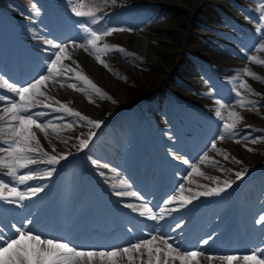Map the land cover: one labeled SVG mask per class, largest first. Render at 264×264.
<instances>
[{
	"label": "snow or ice",
	"instance_id": "snow-or-ice-1",
	"mask_svg": "<svg viewBox=\"0 0 264 264\" xmlns=\"http://www.w3.org/2000/svg\"><path fill=\"white\" fill-rule=\"evenodd\" d=\"M107 6L109 4L115 5L117 0H103ZM71 5V12L78 18H85V20H78V26L87 33L86 44H76L72 41L74 47H82L84 51L95 54V59L108 68L107 63L101 58V54H106L110 51L123 52L122 47L110 48L108 43L102 46L99 42L111 36L116 31H123V28L117 29L112 27L104 28L102 32L88 27L87 24H99L103 20V16L97 15L96 11L91 9L84 10V0H68ZM259 4L260 14L257 17V35L259 40L257 44L252 46L251 51L264 53V0H257ZM40 8L34 2L32 4V13L29 18L34 19L39 17ZM107 15V13H105ZM33 38L43 45L45 51L50 55L46 61L44 73L38 75L32 81L26 82L23 85H18L15 82H10L9 79L0 75V89H7L8 92H0V176H8L10 180L5 182L0 180V201L15 205L17 208L26 207L25 201L31 200L37 194L45 190L44 185H31L33 180L51 179L57 171V166L61 165L62 161L68 159L72 155L71 151L58 152L56 145L52 143L49 135V130L55 134L57 139H61L60 130L53 121H63L64 129L75 131V127H87V132H80L74 138L68 137L62 139L61 142L68 145L70 140H75L72 147H75L77 152H84L88 150L96 132L92 129H99L102 126V121L94 120L81 112L73 109L69 105L71 101L65 103L52 95L55 91V85L59 84L61 88L67 84V87L76 91H84L83 87H78L77 83H68L71 79L67 77L66 73L75 72V79L83 82L84 85L90 86L92 92L97 97H105L106 94L87 76L77 71L79 65L76 61L68 55L69 44L60 42L57 43L53 39L47 38L45 35L39 33L34 34ZM258 45V46H257ZM250 50H245V59L249 62H254L257 65H264V60L258 59L256 55L249 54ZM65 61H72L76 67H70ZM110 70V69H109ZM245 75L261 81V77L248 68L243 69ZM238 75V73H237ZM237 89H244L246 93L253 94V90L246 81H239L235 92V104L241 109L247 108L251 110L252 107H264V104H255L251 100H246L241 91ZM208 96L214 95V90L210 91ZM258 95V94H257ZM43 99H39V98ZM110 99V97H109ZM51 101V102H49ZM94 102V101H90ZM114 102V101H113ZM216 103L220 105L215 110V117L220 121L217 134L209 142L204 154L198 157L201 164L206 160H213V167L218 168L221 172L233 171L234 179H224L221 181L218 176H209L201 170L195 163H190V160L182 157L179 152L172 153L173 158L181 160L184 165H188L190 171H187L184 179L187 180L193 173L203 177L212 182V185L196 184L197 188L203 189L200 191H193V188H185L184 183H180L175 190L178 195H171L163 201L165 207L154 211L153 207L145 202L142 196L137 191H115L114 195L117 197H134L141 200L140 204L127 203L124 207L131 209L132 212L138 213L140 217L147 220L160 221L165 219V214H170L173 211H178V208H168L167 205L178 203L179 207H186L193 203V201L200 197L221 196L229 189L233 188L237 181H241L247 175V169L231 170L219 165L214 157L208 155V149L217 156L223 157L225 161H231L235 164H242L235 156H230L226 150L218 147V141L222 142L225 139H234L239 143L240 140H250L252 144H256L258 139L264 141V137H254L251 132L240 136L237 127L241 119L239 113L236 111H228L227 117L222 115L221 109L226 105L221 100ZM36 109H47L36 110ZM62 113L51 119L45 121L42 117L50 115V113ZM67 117H74L72 121L66 120ZM246 127H251L247 126ZM35 129L43 133L44 139L51 144V152L46 150L41 144L40 138ZM238 137V138H237ZM171 138V137H170ZM248 151H253L251 147L245 143ZM88 160L95 169H111L108 163H103L98 159L88 156ZM44 165L42 171H38V166ZM100 177H106L105 171L97 173ZM104 183H108L105 179ZM191 183V181H189ZM18 185H24L22 190ZM113 189L124 188L130 189L132 186L126 180H120L119 183L111 185ZM34 219L29 216L19 224L12 223L5 225L0 223V264H93L94 259L99 258L101 261L108 260L109 264H117L118 259L127 258L128 264H135L139 259L140 264H169V259L172 261H180V264H212L213 261L218 260L222 264H233L234 261L239 262L241 259L244 264H264V247L260 245L254 248L247 249L250 254L243 256L235 254H220L214 255L206 253L203 246L209 244L213 239L212 235L201 240L195 249L184 248L179 244L173 245L169 242L170 237L160 236V243L166 245V249L155 246L153 244L157 241V235L148 234V237L138 238V242L129 243L125 246H112L110 248H97L93 246H84L63 237L52 235L51 233L39 232L32 227ZM255 224L260 225L264 230V210L262 214L254 221ZM181 224H176L175 228H181ZM132 231V229H129ZM264 244V240L261 241ZM146 250V251H144ZM163 254V259H161Z\"/></svg>",
	"mask_w": 264,
	"mask_h": 264
},
{
	"label": "rangeland",
	"instance_id": "rangeland-1",
	"mask_svg": "<svg viewBox=\"0 0 264 264\" xmlns=\"http://www.w3.org/2000/svg\"><path fill=\"white\" fill-rule=\"evenodd\" d=\"M33 1H36L38 3L37 5L40 8V15L39 17H36L34 19L29 18L27 23H24L19 28V31H15L16 36L21 40H34V38H28V36L38 33L39 30L48 34L50 39H53L57 43L65 42L71 38L82 39L88 36V34L84 33L77 24L78 20L83 21L85 20V18L75 17V15L71 12V5H69L68 0ZM150 1L154 2L155 0ZM195 1L196 2H194V4L191 6V9L193 10L191 14H189L190 7L185 6V13L189 14L188 22H179L174 24L170 22V24H166V21L176 18L181 11L179 9L176 10V8L172 6L159 5H139L137 7L132 6L129 9H126L125 7L121 10L115 8L117 10L114 11V9L109 10L111 4L106 6L103 0H84V10L91 9L93 11H96L97 9H100V11L97 12V15L104 17L99 24L93 25L89 23L87 24L88 27H92L98 32H102L104 28L107 27L124 29L123 31L114 32L109 37L103 38L99 42L100 46H102L104 43H108L110 48L122 47L124 51H110L106 54H101V57L109 66L108 68H106L104 67V65H102L104 67V69L102 70L103 72H101L100 75V80L102 79V83L99 80L102 85L96 78L93 77L92 80V75L89 76V78L94 81V83L102 90L103 93L106 94V96L97 97L92 92L90 86L87 85L83 87L85 90L82 91V93L85 92L89 96H94L98 99L106 101V103H111L114 101V104H118V102H121L122 98L130 99L131 101L136 103L137 97L135 96V94L138 92H142V94L147 95L145 96V98H151L156 92L164 95L162 98L155 97L150 102L144 103V105H142V110L136 107L132 112L128 113L129 116H135L140 120L139 125L143 124V138L146 134L145 127L148 119H150L154 115H157V117H164L165 115H167L154 109V106L156 105L155 103L158 102L162 105H166V107L168 108L174 107L187 114L191 113L192 116L206 115L208 117H214L215 110L220 107V105L216 103V101L219 99L226 105L225 108L221 109L222 115L224 114L223 116L227 117V111H236L239 113L241 119L239 120L237 125L238 129L240 127L242 128V126L245 127L246 125L258 127L259 120L263 119L262 116H264V107H252L251 110L247 108L241 109L238 105L235 104L236 97L235 92L233 91L234 88H237L239 81H246L253 90V94L246 93L244 89L237 90L241 91L246 100H251L255 104H264V93L261 94L259 92V90L264 92V74L261 73V71H264V65H257L254 62H249L245 59V50H250L249 54L256 55L258 59L264 60V53L251 51L252 46L254 44H257V41L259 40V36L257 35L258 26L256 24V20L258 15L260 14V6L257 3V0ZM125 2L131 3L129 0H125ZM0 3L6 6L5 10L6 12H10L12 18H14L13 14L15 12H22L21 7L17 4V0H0ZM133 10H137L142 13V21H137V23L136 21L131 20V17L129 18V15L134 16L135 13L133 12ZM30 13L32 12H28L27 14L30 15ZM105 13H107V15H105ZM143 23H145V25L152 28L153 30H158L159 28L157 29V27L159 26L157 25L163 24L161 25L163 29L161 34L167 36L170 35L168 37H171V35L176 36L177 32L181 30L182 32L184 31L183 33H186L185 36L188 40V44H186L184 48L181 46V40L179 39L176 42H169L171 43V47L174 52H182L177 56L178 58L176 57L177 59L174 58L172 59L171 63L169 62V65L173 70L171 74L168 73L169 75H172L176 70L173 75L179 79L181 85L173 83V86L167 85L168 88L164 87L162 81L163 77L166 76L165 72L168 69L164 62L162 63L163 60L167 61L165 53L156 56V59L161 60L160 63L162 65L160 63L152 64L153 62L150 58L141 56V54L131 49L127 44L128 37H123V35H129L130 33H132V31L135 32V27H138ZM171 25L174 27H172ZM193 25H196L194 30L191 29V26ZM206 25L211 26V28L208 26L206 28ZM190 30L193 31V33L189 32ZM210 36H216L218 38V41L210 39ZM223 44L229 45L236 49L238 60L237 62H234V59L227 58L223 62L226 63L225 69H227V71H225L223 73V77L220 78L215 76L216 72H214L213 70H216L217 68H215L210 61V53L214 51V47L225 48L222 46ZM4 45H6V39L2 38L0 41V46L3 47ZM205 45L206 55L201 56L199 52L204 47L199 46ZM197 47H199V49ZM23 49L24 48L22 47L19 51H22ZM44 49H37V51L35 50L36 53L34 55V58L36 60L42 61L43 59H47L49 57L50 51L46 52ZM202 53L203 52H201V54ZM123 54L128 55L133 59L134 68L132 71L124 68L123 64H121L119 58ZM162 55L164 56L162 57ZM219 55L221 58V53H219ZM200 61L202 62V64H205V66L201 65ZM36 66V70H43L42 66L39 67L38 64H36ZM201 67H203V69L199 70V68ZM245 68H248L250 71L255 72L257 75H259L262 78L261 81H256L255 79L245 75L243 72V69ZM218 69L221 70L222 73V68ZM35 74L36 72L34 73V75ZM194 88H196L199 93H196L193 90ZM131 90L133 91L132 93ZM213 90L214 95H212L211 97L208 96L207 94ZM174 97H180L184 100H190V102L195 104L196 106L189 109L179 99ZM75 109L78 110L79 108L75 107ZM220 123L221 122L217 123L216 126H214L213 124L208 125L211 129V136H214L217 133ZM112 125L113 123L108 124V127L106 129H109V127H111ZM255 132V137H264V134H260V132H257V130H255ZM239 133L240 136H244L246 134L243 131H239ZM205 134L209 136V133ZM206 135H201L196 139L195 143L197 146H192V148H194V151H192L191 153L198 151L204 146H208L209 142L212 139L206 137ZM106 137H109L110 139H99V143L101 147H103L102 149L105 148L107 150L115 152L114 147L117 146L116 149L120 151L118 153L122 157V159H124L126 155L137 153V151L135 150V144H131L129 146L127 143H122V141L114 143L113 141L115 139L113 137L108 135ZM143 138H141V142L144 141ZM149 138L151 141V138H153L152 135L148 137V140ZM155 139L157 143L160 142L159 138L155 137ZM258 141L262 142L259 139ZM239 143L244 144V141L240 140ZM250 147L252 148L253 145ZM205 149L203 150V152L205 151ZM123 150L126 151V153H123ZM239 150L240 153L236 154L235 152H233V156L242 161L243 169H247V172L252 173V164L250 163V161L246 160L245 154H247L249 157H252L254 152L249 151L248 153H246L243 146L240 147ZM101 152L103 153L102 150ZM142 157H145V154H143ZM194 157H197L196 159H198L199 155L197 156V154H195ZM191 159H193V157ZM196 159L190 160V163L196 161ZM257 167L258 166H255V168ZM178 169L180 173L176 172V175H178L181 180L184 178L186 172L190 171L188 166L187 168L179 167ZM263 174L264 171L260 174L262 182L257 181L259 184H264L262 176ZM75 178L76 177L74 172L66 176V179L71 182H74ZM181 180L175 179L174 181H180L181 183ZM230 201L232 205L238 204V201H241L242 203L239 202V204L243 205L244 207L246 206V204H249L248 199L245 198L244 195L241 197V199H239L238 196L234 194L233 197L231 196ZM252 203L253 206L257 208V210L253 207L247 206V208L251 212H255L257 214V217L251 218V216L247 215L246 213L245 218L255 224L254 221L260 214H262V210L264 209H261L262 207L260 206L258 207V204L256 202ZM221 214H225V212H222ZM235 217L236 216L234 214H231L229 215L227 221L230 222ZM2 221L3 219L0 218V223ZM10 222L13 223V221ZM253 232L257 233V229H253Z\"/></svg>",
	"mask_w": 264,
	"mask_h": 264
},
{
	"label": "bare ground",
	"instance_id": "bare-ground-1",
	"mask_svg": "<svg viewBox=\"0 0 264 264\" xmlns=\"http://www.w3.org/2000/svg\"><path fill=\"white\" fill-rule=\"evenodd\" d=\"M121 1L117 0L116 4L115 5H110L109 9H114V8L121 9V8H125V6L126 7H131V6H133V7L136 6L137 7V5H139V4H141L140 6H145V5L146 6L147 5L148 6L149 5L172 6V7L176 8V10L179 9L181 11L179 13V15L176 18H174V19H170V20L166 21L165 22L166 24L167 23L170 24V22H172V24L179 23V22H188V16L193 11L191 9V6L194 4V2H196L195 0H155L154 2H151L150 0H129L131 3H127V2H125V0H121ZM185 6H189L190 7L189 14L185 13V11H186ZM140 15H141V13L137 14L134 17V19L135 20H143L142 16H140ZM161 25H163V24L157 25V26H159V27H157V29L159 28L158 30H153L152 28H150L147 25H145L138 32H135V33L133 32V33H130L129 35H123V37H128L127 44L129 45V47L131 49H133L134 51L139 52L143 56H146V57L150 58L152 60V62H153L152 64H159L161 60L156 59V56H158L159 54L165 53L167 61L163 60L162 63L164 62L166 67H168V69H170L171 66L169 64L172 62V59L176 58L180 53H182L181 51H176V52L173 51V49L171 47V43H172L171 41H175L176 42L178 39L181 40V46L184 48L185 45L188 44V40H187V38L185 36L186 33H183L184 31L182 32V30L178 31L176 36H172L171 35V37H168L170 35L167 36V35L161 34V32L163 30ZM172 27H174V26H172ZM195 27H196V25H193V26H191V29L194 30ZM185 30H186V28H185ZM189 32L193 33V31H191V30ZM41 35H45V33L42 32ZM33 36H34V34L31 37H33ZM45 36L50 39L49 35H45ZM72 41H75L76 44H86L87 38H84L82 40L70 39V40H68V41H66L64 43H68L69 44L68 55H70L72 57V59L74 61H76L78 63V65H79V68L77 69V71H80L81 73H83L84 75H87L88 77L92 75L91 76L92 80H93V77H94L99 82L100 77H101L100 76L101 72H103L102 70L104 69V67L102 66L103 64H101L100 62H98L95 59V54L84 51L82 47H74V46H72V44H71ZM169 42H171V43H169ZM30 45L32 47H37V48H45L46 47L45 45H43L39 41L34 42V43H30ZM227 48L228 49H226L225 52L234 53V50L232 48H230V47H227ZM215 50H216V48H215ZM219 50L217 48V51H219ZM204 51H205V48H202L200 50V52H204ZM215 54L216 53H214V52L211 54L212 56H211V60L210 61L212 62V64L215 63L216 67L222 68L221 76H223L224 75L223 73L225 71H227V69H225L226 66H225L224 63H222L224 61H223L222 58H220V55H215ZM163 56L164 55H162V57ZM119 59H120L121 63L123 64L124 68L129 69L131 71L133 70L134 64H133V59L131 57H129L128 55H124L123 54ZM235 61H236V59H235ZM65 63L67 65H69L70 67H74V68L76 67V65L73 64L72 61H65ZM170 71L172 72V69ZM261 73L264 74V71L263 72L261 71ZM0 75H2V74H0ZM66 75H67V77L71 78L68 81V83H73V82L77 83L78 87H82L84 85L83 82L77 81L75 79V72H68V73H66ZM3 76L5 78L9 79L10 82H14L12 79L8 78V76H6V75H3ZM219 76H220V74H219ZM165 80H166V83H179V80L177 78H175V76L173 74L169 75L167 73V71H166ZM101 81H102V79L100 80V82ZM54 87H55V91L52 92V95L56 96V98L58 100H60L62 102H65V103L71 101L72 103L69 106L72 107L73 109H75V107H77L79 109L78 110L75 109V110L81 112L83 115H86V116H88V117H90V118H92L94 120L103 122L102 126L99 129H92L93 131L96 132V136L93 138V140H92V142L90 144V147L92 145L98 144V139L101 136V134L103 133V131H102L103 128H105L109 124V122L106 121L107 120V116L106 115L113 111V110H111V107L108 106V105L106 106L104 103L101 102V100L97 99L94 96H88L87 94H81V91H76V90H74L72 88L67 87V84H65V86L63 88H61L59 86V84H56ZM0 92H8V90L7 89H5V90L0 89ZM259 92L261 94L264 93L261 90H259ZM8 94L12 95L10 92H8ZM90 101H94V102H90ZM49 102H51V101H49ZM73 103H74V105H73ZM36 110H44L46 112L49 111L47 109H36ZM168 112L171 114V111H168ZM57 115H62V113L52 112V113H50V115L42 117L41 119L47 121V120H49L52 117L57 116ZM262 118H263L262 120L261 119L259 120L258 127H254L252 125H249L251 127H246L245 126V127H242L241 129L242 130L251 131V134L254 137L256 135L255 134L256 133L255 130H257V132H260V134H264V116H262ZM74 119H75L74 117H67L66 116V120H68V121H72ZM211 121L218 122L217 118L213 117V118H208V119L207 118H200V120H198V123H201L203 125V127H204L206 125V123H209ZM53 122L57 125V129L60 130V137H61V139H57L55 134L52 133L51 130H49V135H50V137L52 139V143L56 145L57 151L58 152L71 151L72 155L69 156V158H71V160L75 161L76 159H80L79 152L76 151L75 147H72V144L75 142V140L74 139L70 140L68 145H65L64 143H62L61 140L62 139H67L68 137H73L74 138L80 132H87L89 129L87 127H76L74 125L75 131H73V130H70V129H64V122L63 121H53ZM154 128L156 129V127H153V126L150 125V129L149 130H154ZM202 128L197 129V128H195V126H193V123H191L190 125H188V127H187V129L185 131L191 132L190 136L191 137L192 136L195 137V136L203 133L204 129H202ZM149 130L147 131V133H151ZM35 131L37 132V135L40 138V141H41V144L43 145V147L51 152V144H49L44 139L43 133H40L38 129H35ZM109 132H112V131L109 130ZM102 135H104V133ZM166 138L167 137H165L163 139L164 142H167ZM135 139H137V138H134V140ZM243 141H244V144L237 143V142H235L234 139H225L222 142L218 141V147L221 148V149L226 150V152L230 156H233V152H235L236 154L240 153L239 148L242 147V146L244 147V151L246 153L249 152L246 149V147H245V143H247L249 147L253 145L252 149H253L254 154H253L252 157H249L247 154H245L246 160L247 161H253L259 166H264V141H262V142L258 141L256 144H252L250 142V140H248V141L243 140ZM189 143H192V141L189 140ZM240 144H242V145H240ZM148 147L151 148V145H149ZM88 150H85V151H88ZM160 155H161V153H160ZM208 155L210 157H214L215 161H217L219 165H222L223 167H225L227 169H231V170H242L243 169V164H235V163H232L231 161H225L223 159V157L217 156L210 149L208 150ZM87 158L88 157H85L84 161H86ZM93 158L94 159H98L101 162H105V158L102 157L99 154H94ZM132 160H135V159L134 158H130V161H132ZM168 160L171 161V162H174V160H171V159H168ZM80 163H79L78 166H79V169L81 170V172L83 173L82 176H84V174H85L87 176H90V178H93V177H96L98 175L97 173L99 171H105L106 177H101L102 178L101 179L102 182L105 179H107V180H110V179L111 180L112 179L121 180L126 175V174L123 175L124 170L114 169L111 166H110L111 169H114V171H110L108 169H95L94 167H89V168H87L85 170L81 166ZM193 163H195L198 167H200L201 170L204 171L209 176H218L221 179V177L223 175L222 173H226V172L219 171L218 168H214L212 166L213 165V160H211V159L204 161L203 164H201L199 162V160H197L196 162H193ZM86 164H89V163L86 162ZM39 166H43V168H44V165H39ZM43 168H42V170H43ZM42 170H40V171H42ZM228 172L233 174V171H228ZM121 173H122V175H121ZM164 173L166 175L168 174L166 171H164ZM62 174H64V173H61V175ZM245 176L247 177L246 181H237L235 183L234 188H233V190L235 192L238 191V192L242 193L243 192L242 190L244 189V184L248 180H250V179H252L254 177V176H252L249 173H247V175H245ZM1 177L4 178L5 182H8L10 180V178L8 176H6V175L1 176ZM84 177H80L78 179V181L79 180L82 181V178H84ZM255 178H256V176H255ZM189 181H191V183ZM183 183L185 184V188L191 187V188H193V191L203 190V189H200V188L196 187L197 183H199L201 185L207 184V185L214 186V185H212V182L210 180H207V179L203 180L200 177H194V176L188 177V179L184 180ZM48 186L50 188H53L54 186H56L59 189V192L57 193V196L55 197V200H56L57 203L61 202V197L63 195L62 191H65L67 189V187L63 186L61 184L60 179L58 181L55 180L54 182H52ZM104 186H106V185H102V186L101 185H96L95 187L99 188V187H104ZM21 187H23V185ZM79 191H80V189L78 187L77 192H79ZM51 194H53V193H51ZM174 194L178 195L177 192H175ZM174 194H172V195H174ZM228 197H229L228 193H223L221 196L200 197L199 199L193 201L192 204H190V205H188L186 207H182V208L179 207L178 203L167 205L168 208H178L179 210L178 211H173L170 214L166 213L165 214V219L164 220H160L158 222L157 221H152V220H147L144 217H140L138 213L132 212L131 209H128L126 207L123 208L122 206H124V204H127V203H132V204H137V205L141 203V200L133 199V198H130V197H128L129 200H127L126 203L125 202H115L116 200L115 199L113 200L111 198L110 199L111 202L108 203L105 206V209H104L103 213L106 214V212H109V213L115 214L119 210H124V211H126V213L130 214L134 219H142V220H145V221H147V222H149L151 224H154V225L169 224L170 222L175 221V219H178L179 217H183V218L180 219V221L183 222V223H180L182 225L181 228H175L176 223H174L171 226V229L168 232V234L167 235H162L164 237L172 238V239L169 240V242L172 243L173 245L178 244L179 243L178 241L181 238H183L184 236H186L185 233L187 231H189V230H191L193 228H198L199 226H203V225H206V227H204V226L202 227L203 229L208 228V229H206V231L209 230L210 227H211L210 229H215V228H218L220 225H224L223 228H222V232H221L222 235L219 237L220 239H224L226 237H231L232 235L239 236V233L237 232V228H239V227H237L239 225V222L236 220V221L231 222V223H225L226 217H224L222 215H219L220 211L228 209L230 207V205L228 203L229 202ZM38 201H43L42 203L45 202L44 204L49 203L47 197H42V198L36 200L35 203H37ZM95 201L96 200H92L91 202H89V204H93ZM27 202H29V200L24 202L25 205H26V207H24V208H17L15 205H12V204H9V205L4 204L3 205V209L0 208V216L6 217V214H9L10 212H15L17 214L16 211H19V210H22L23 212H26L28 209L33 207L31 204H27ZM54 203H55V201L51 205L52 208H53ZM63 206H64V204H63ZM163 207H165V205L162 203V205L158 209H153V210L154 211H158L160 208H163ZM65 211H69V208L66 209ZM236 211H239L241 213V209L240 208L234 209L233 207H231V212L235 213ZM31 212L32 211H30V213ZM192 215H194V216H192ZM39 216H40V214L37 213V217H39ZM218 217L220 219H218ZM239 218H242V216L239 215ZM118 224L120 225V223H118ZM250 225H251V223L248 221L247 226L250 227ZM214 232H216V231H214ZM153 235H157V237H158L157 241L154 242L153 247L159 246V247H162V248L166 249V245H163V244L160 243L159 237L161 235H159V233H157V232H155ZM209 235L210 234L205 235V237L203 239L207 238ZM227 235H229V236H227ZM258 235L259 236L256 237L255 239L257 241H260L264 237V230H262L261 227L259 228ZM213 239H215V238H213ZM135 242H138V241H135ZM144 251H146V250H144ZM214 255H219V254H214ZM240 256H243V255H240ZM163 258H164L163 254H161V259H163ZM135 263L136 264H140L139 259H137ZM93 264H109V262L105 261V260L101 261L99 258H96V259H94ZM126 264H127V260H126ZM169 264H180V261H178V260L177 261H172V260L169 259ZM203 264H207V262L204 261ZM212 264H222V262H220L218 260H215V261L212 262ZM233 264H244V261L241 259L239 262L234 261Z\"/></svg>",
	"mask_w": 264,
	"mask_h": 264
}]
</instances>
